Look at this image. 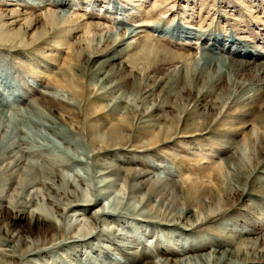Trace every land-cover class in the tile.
I'll list each match as a JSON object with an SVG mask.
<instances>
[{
    "label": "rangeland",
    "instance_id": "374dc122",
    "mask_svg": "<svg viewBox=\"0 0 264 264\" xmlns=\"http://www.w3.org/2000/svg\"><path fill=\"white\" fill-rule=\"evenodd\" d=\"M112 2L123 13L113 12ZM173 25L189 28L191 37L153 29ZM108 32L125 35L124 44L106 41ZM212 43L217 50L208 49ZM225 47L251 55L233 57ZM212 51L252 64L231 63L219 78L216 65L195 71ZM263 71L264 0H0V115L29 140L20 146L27 160L12 181L5 168L12 160L0 143V264H194L199 254L240 250L248 264H264ZM70 75L81 97L59 87ZM44 96L71 111L49 114L36 104ZM48 121L64 141L35 125ZM111 126L122 128V145L109 149L116 145L109 142L92 153L90 139ZM156 133L171 139L154 144ZM20 138L5 137L7 144ZM31 163L55 168L76 187L42 179L23 189L21 174ZM122 170L140 171L148 182L129 183ZM194 186L201 194L190 200ZM97 189L107 194L100 202L65 210L69 200L90 202ZM146 194L155 217L138 219L129 210L101 216L109 200L125 196L127 209Z\"/></svg>",
    "mask_w": 264,
    "mask_h": 264
},
{
    "label": "bare ground",
    "instance_id": "6f19581e",
    "mask_svg": "<svg viewBox=\"0 0 264 264\" xmlns=\"http://www.w3.org/2000/svg\"><path fill=\"white\" fill-rule=\"evenodd\" d=\"M32 2H37V1H32ZM113 3V7H112V10H113V12H115V13H123L122 11H124V9H121L120 8V6H118L115 2H112ZM64 13L65 11H61V13ZM64 14H67V13H64ZM64 14H61V21L62 22H65L64 21V19H63V17L65 16ZM51 17H54V16H51ZM51 21V20H50ZM61 21H59V23H60V25H63V26H66V24H64V23H62ZM66 23H67V21H66ZM181 26V25H180ZM180 26H174L173 25V28H169V29H165V30H163V31H161V28H160V26H156V27H154L153 29H154V32H157V33H161V34H163V35H167V34H169V35H171L173 38H189V36L191 37V34H192V32H190L189 31V28H186V27H180ZM62 27V26H61ZM66 28V27H65ZM188 29V30H187ZM134 32V30H130V34L131 33H133ZM116 33V32H115ZM114 32H108L106 35H105V40L106 41H111V42H113L117 47H120V46H122L123 44H124V42H125V35H122V34H120V33H118V34H115ZM4 35V34H3ZM14 36V35H13ZM118 36V38H116ZM5 38L6 39H8V42H10V41H13V37H6L5 36ZM236 39V38H235ZM176 40V39H175ZM103 41V40H102ZM233 41V40H232ZM104 42V41H103ZM234 42V41H233ZM105 43V42H104ZM211 47H215V49L217 48V45L214 43H212V44H210L209 45V47H208V49L210 50L211 49ZM218 49V48H217ZM216 49V50H217ZM117 51V50H116ZM222 51L225 53V54H228V55H232L233 57H234V54H236V55H240L241 57L242 56H250L251 55V52H248L246 49H243L242 48V50H240V49H238V47L237 48H233V49H229V48H227V47H225V48H222ZM221 51V52H222ZM213 52V53H212ZM211 53H212V55H214L213 57H211V58H204V59H201V60H198L197 62H195V68H194V70L195 71H198L199 69H210L211 67H212V65H216V70H217V72H216V76H217V78H219V76H221L222 74H223V72H224V69H225V67L227 66V65H229V64H234V65H236V64H241V65H246V67H250L251 66V64L252 63H250V62H243V61H238V60H235V59H230V58H232L231 56H230V58H228L227 56H224L223 55V57H220L219 56V54H217L216 53V51H212ZM215 52V53H214ZM219 52V51H218ZM221 54V53H220ZM223 54V53H222ZM259 56V54H255V55H253V57H258ZM115 57H112V60L114 59ZM184 58H186L188 61L190 60L189 58H187V57H184ZM244 58V57H243ZM194 59V58H193ZM254 59V58H253ZM233 65V66H234ZM253 65H254V63H253ZM237 66V65H236ZM256 66V65H255ZM254 66V67H255ZM187 67V66H186ZM240 67V66H239ZM243 67V66H242ZM257 68H259V70H261V67L260 66H257ZM214 69V68H213ZM238 69V68H237ZM67 71H69V73H70V67L68 68V70ZM194 71V72H195ZM257 71V70H256ZM229 72H230V70H229ZM264 72V71H263ZM209 73V72H208ZM234 74V73H233ZM235 75V74H234ZM5 76V75H4ZM229 77H230V75H229ZM215 78V77H214ZM213 78V79H214ZM230 81V80H229ZM232 82V81H231ZM233 83V82H232ZM231 83V84H232ZM58 84H59V87H61L62 89H66V90H68L69 91V93L72 95V96H74V97H81V90H76V88H77V83L75 82V80L72 78V76L70 75V77H68V80H64V79H62V80H60V81H58ZM230 85V84H229ZM233 85H234V83H233ZM238 92V91H237ZM24 99V98H23ZM3 102V100L1 99L0 100V104H3L2 103ZM119 102V101H118ZM36 104H38V105H42V107H43V109L44 110H46V111H48L49 112V114H51V115H54V114H56L57 112H61V113H63V114H67L68 112H70L71 110L68 108V106H66L65 104H63L62 102H60V101H58V100H56L55 98H50V97H47V96H44V97H41L37 102H36ZM75 105V104H74ZM117 109H118V107H117ZM58 110V111H57ZM93 110V109H92ZM131 109H130V107H125V114L128 112V111H130ZM123 111V110H122ZM112 113V112H111ZM1 114H3V113H1ZM97 115L100 117V115L97 113ZM96 115V116H97ZM224 115V114H223ZM223 115H221V116H223ZM126 116V115H125ZM221 118V117H220ZM226 119H227V117H226ZM223 120V119H222ZM0 121H1V123H0V134H1V132L3 133V132H5V134H4V136L2 137V139H1V141H3V140H5V141H3V142H0V143H4V142H6L5 143V147H7V150L6 151H8V153H7V156L5 157V159H11L12 161H11V163H7V165H6V170L10 173L9 174V177H10V180L12 181L13 180V178H14V176H16L17 174H18V172L19 171H21V169H22V166L24 165V163L26 162V160L27 159H25V156H22L21 155V152H22V149H21V147L20 146H24V145H28V143H29V140H27V138H25V136H22V135H24V134H22L21 132V129H19V125H12V124H10V125H8V126H5V125H3L2 124V122H4L5 121V114H3V115H0ZM225 121V120H224ZM27 122L29 123L30 122V120H26L25 121V125H27ZM227 122V121H226ZM126 123V122H125ZM192 123H194V122H192ZM196 123V122H195ZM24 123H22V125H23ZM47 124V123H46ZM197 124V123H196ZM35 125H41L42 127H44L47 131H49L50 132V134L51 135H53L58 141L59 140H63L64 141V139H63V135L62 134H64V133H62V132H57L56 130H57V128H56V124L54 123V122H52V121H48V125H43L42 123H38V124H35ZM120 125V124H119ZM123 125V124H122ZM127 125V124H126ZM170 125V124H169ZM172 125H173V123H172ZM198 125V124H197ZM200 125V124H199ZM157 126V125H156ZM180 126V125H179ZM112 127V126H111ZM115 127H117V124H116V126ZM119 127V126H118ZM195 127H197L198 128V126H195ZM113 129H115L114 127H112ZM161 128V127H160ZM163 128H166V127H164L163 126ZM163 128H161L160 130H162ZM176 128H178V127H176ZM191 128V127H190ZM18 129V130H17ZM117 129H121V131H122V128L120 127V128H116L115 130H112L111 131V129H110V131L111 132H107V134H104V137H103V135H101V137L100 138H98V137H93V138H91L90 139V142H91V146H92V153L94 152L95 153V150H97L96 152H102V151H104V148H107V147H109L111 144L109 143V142H116V145L115 146H110V148L109 149H112V148H117V147H120L122 144H120L119 142H121L123 139H125V137H124V135L122 134V132L121 131H119V130H117ZM158 129H159V127H158ZM169 129V128H168ZM193 129V128H192ZM21 132H20V131ZM159 130V131H160ZM165 130V129H164ZM167 130V129H166ZM17 131H19V133H17ZM156 131V130H155ZM168 131V130H167ZM188 131V130H187ZM186 131V132H187ZM190 131V130H189ZM196 131H198V130H196ZM200 131V130H199ZM161 132V131H160ZM105 133H106V130H105ZM169 133V132H168ZM195 132H193V133H190V134H194ZM198 133V132H197ZM8 134H10V136H14V135H18L19 137H22V138H20V142H18V143H15V142H13V143H9V144H7L8 142H7V140L5 139V137L8 135ZM200 134V133H199ZM230 134V133H229ZM106 135V136H105ZM163 135H165L164 133H163ZM225 135V134H224ZM227 135V134H226ZM24 137V138H23ZM171 134L169 135V136H165V138L164 137H160V135L159 134H155L154 135V137L151 139V142H153L154 144L155 143H159V142H161V139H163L164 138V142L166 141L167 142V140H170L171 138ZM47 140H49L50 141V143L51 144H53L54 146H56L57 147V143L55 144L54 143V140H52L51 138L52 137H49V138H47V137H45ZM31 139V138H30ZM54 139V138H53ZM127 139V138H126ZM23 140V141H22ZM21 142H23V143H21ZM60 142V141H59ZM163 142V143H164ZM125 143V142H124ZM49 144V143H48ZM61 144V143H60ZM101 144V145H100ZM50 145V144H49ZM124 145V144H123ZM96 146H98L99 148L97 149V147ZM2 148H4L3 146H2ZM59 149V148H58ZM61 149V148H60ZM19 150V151H18ZM67 150V149H66ZM65 153V152H64ZM69 155V154H68ZM67 155V156H68ZM73 155V154H72ZM5 156V155H4ZM76 156V155H75ZM93 156V155H92ZM74 157V156H73ZM5 159L3 160V161H5ZM74 159H77V158H74ZM78 160V159H77ZM79 160H80V157H79ZM82 162V161H81ZM115 169H117V171H118V173L120 172V170L118 169V168H114V170ZM56 169L55 168H50V167H48L47 166V164L45 165V164H39V165H37V167H35L34 165H32V163L31 164H29V165H27V169L25 170V171H23L22 172V174L21 175H23L24 176V178L26 179V183L22 186L23 187V189H26V188H31V187H33V186H35V185H37V184H39L38 182V180H42V179H44V180H48L50 183H48V185H50L51 184V186L52 185H56V181H55V179H59V180H62V179H64L62 182H67V183H69V185L71 186V187H76L75 186V183L74 182H72L71 180H67L66 179V177L65 178H63V176H61V175H58V174H56ZM108 171V170H107ZM124 173H125V179H127L128 181L130 180V179H132V180H134V179H146V181L148 182V178H147V176H146V174H144V173H142V172H140V171H134V170H127V171H125V170H122ZM109 173V172H108ZM112 173V172H111ZM117 173V174H118ZM88 174V173H87ZM79 177H80V175H79ZM81 178H82V176H81ZM38 181V182H37ZM125 181L126 180H124V183H125ZM152 182V181H151ZM37 183V184H36ZM41 183V182H40ZM46 183V182H45ZM44 183V184H45ZM129 183H130V181H129ZM126 184V183H125ZM43 186V185H42ZM44 187V189L46 188H48V187H45V185L43 186ZM42 187V188H43ZM128 187V186H127ZM131 187H133V185L131 186ZM130 188V187H129ZM136 188V187H135ZM50 189V188H49ZM132 189V188H131ZM131 189H128L129 190V194H130V190ZM127 190V189H126ZM154 190V189H153ZM78 191V190H77ZM200 187L199 186H194V187H191L190 189H188V191H187V196H188V198L191 200V199H196V198H198L199 197V194H201L200 193ZM154 192V191H153ZM152 192V193H153ZM132 195V194H131ZM107 196V194L106 193H103L102 191H100V190H95V194L93 195V200H90V202H88V200H89V198H87V197H85V198H81V199H78L77 197V199H75L74 201H71V200H69V204H68V206H66V209L65 210H67V211H69V210H72V209H74V208H76L77 209V207L79 206V208H81L83 205H87L88 203H98V202H100V199H103V198H105ZM84 197V196H83ZM126 198L127 197H122L121 198V202H118L117 200H116V198L114 199V201L113 200H109V204H108V206H102L101 207V216L103 217V216H106V215H110V214H112V213H114V212H119V211H124V210H129L130 212L128 213L129 215H134V216H137V218L138 219H140L141 217H147V216H152V215H154V217H155V214H156V207H151V208H149V207H147V205L150 203V200H151V198H152V195L151 194H146L145 196H144V198L143 199H141L140 200V202L139 203H136L135 205H132L131 204V206L129 205L128 207H127V209L125 208L126 206H124V201L126 200ZM32 200V199H31ZM116 201V202H115ZM196 202V201H195ZM31 203V202H30ZM146 203H147V205H146ZM89 205V204H88ZM185 205V204H184ZM199 205V204H198ZM201 206V205H200ZM202 207V206H201ZM200 207V208H201ZM199 209V208H198ZM203 208H201L200 210H202ZM160 211V210H159ZM124 213H126V212H124ZM36 214V213H35ZM34 214V215H35ZM33 215V216H34ZM202 215V214H201ZM219 215V214H218ZM32 216V217H33ZM205 216V215H204ZM211 216L213 217V215H209L208 214V216L206 217V219H209V218H211ZM35 217V216H34ZM157 218V217H156ZM40 219L41 220H43V221H46V222H48L49 221V218L48 217H45V216H41V218L39 217V218H37V220L38 221H40ZM33 220V219H32ZM106 220V219H105ZM107 221V220H106ZM104 223V222H103ZM40 224V223H39ZM61 224H59L58 223V226L57 227H59ZM93 231H94V228H92V229H90V230H87V231H85V232H82L81 230L77 233V235H76V238H82V237H87V236H90V235H92V233H93ZM50 247H48V248H42V249H40V250H48ZM39 250V251H40ZM3 251H4V249H3ZM6 251V250H5ZM37 252V251H36ZM36 252L35 253H33V254H36ZM124 252H128V251H124ZM10 253H12V252H10ZM6 254V253H3L2 252V254H4V256H6V257H9V258H12V255L11 254ZM32 254V253H31ZM261 254V253H260ZM1 255V254H0ZM245 257H248L247 255H245V253L244 252H242L241 250L240 251H238V252H236V253H227V252H225V253H223V254H221V255H219V256H217V255H215V256H210V255H201V254H199L198 256H196V257H194V258H190L191 259V262H193L194 264H248V260L247 259H244ZM22 259H24V257L23 258H21L20 260H22ZM0 261L1 262H3L1 259H0ZM0 262V263H1ZM175 264H182L181 263V261H176L175 262Z\"/></svg>",
    "mask_w": 264,
    "mask_h": 264
}]
</instances>
